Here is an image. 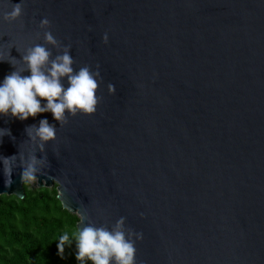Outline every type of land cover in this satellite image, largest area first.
Listing matches in <instances>:
<instances>
[{
    "label": "water",
    "instance_id": "water-1",
    "mask_svg": "<svg viewBox=\"0 0 264 264\" xmlns=\"http://www.w3.org/2000/svg\"><path fill=\"white\" fill-rule=\"evenodd\" d=\"M22 5L16 21L0 20V56L43 43L47 17L73 67L100 72L96 111L58 126L36 186L56 184L76 226L83 212L97 226L125 217L142 233L137 264H264V0ZM10 7L0 0V14ZM12 70L0 62V79ZM41 117L55 123L49 112L0 116L15 137L0 139V155L35 151L25 127ZM19 171L10 186L0 173V195L23 197Z\"/></svg>",
    "mask_w": 264,
    "mask_h": 264
},
{
    "label": "clouds",
    "instance_id": "clouds-1",
    "mask_svg": "<svg viewBox=\"0 0 264 264\" xmlns=\"http://www.w3.org/2000/svg\"><path fill=\"white\" fill-rule=\"evenodd\" d=\"M11 3V7L0 14V20L16 21L23 12L22 0ZM51 21L47 17L39 20L43 30V43H33L25 47L17 60L9 54V59L0 56V62L7 61L13 70L0 79V116L26 120L39 113H51L53 121L41 117L36 124L27 125L25 134L29 142L36 145L35 151L27 158L18 150L9 156L0 155V173L4 183H13L12 174L19 167L22 183L36 181L50 167L45 145L56 139L58 126L67 123L69 116L92 114L99 102L97 89L100 81L99 66L96 69L85 64L74 68V58L70 53L71 44H63L50 30ZM107 43L108 35L102 36ZM51 45L57 48L53 55ZM19 65V66H18ZM28 74L25 75L24 73ZM109 93L115 92V85H107ZM8 135L15 139L11 130L0 128V139ZM40 155L37 156L36 152ZM142 215V214H141ZM87 220V223L84 221ZM83 224V227H80ZM142 239V233L125 227V217L115 220L111 227L97 226L91 222L87 212L81 213L80 223L71 234L63 232L56 240L57 255L63 259L65 248L75 244L74 257L78 264H137L135 244Z\"/></svg>",
    "mask_w": 264,
    "mask_h": 264
},
{
    "label": "trees",
    "instance_id": "trees-1",
    "mask_svg": "<svg viewBox=\"0 0 264 264\" xmlns=\"http://www.w3.org/2000/svg\"><path fill=\"white\" fill-rule=\"evenodd\" d=\"M23 189L22 198L0 195V264H78L74 242L57 255L56 240L63 232L71 238L79 217L62 207L56 184Z\"/></svg>",
    "mask_w": 264,
    "mask_h": 264
},
{
    "label": "rangeland",
    "instance_id": "rangeland-1",
    "mask_svg": "<svg viewBox=\"0 0 264 264\" xmlns=\"http://www.w3.org/2000/svg\"><path fill=\"white\" fill-rule=\"evenodd\" d=\"M29 187H35L36 186V181L27 183Z\"/></svg>",
    "mask_w": 264,
    "mask_h": 264
}]
</instances>
